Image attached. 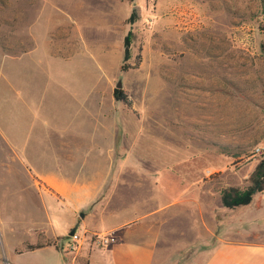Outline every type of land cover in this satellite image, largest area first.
<instances>
[{"label": "rangeland", "instance_id": "1", "mask_svg": "<svg viewBox=\"0 0 264 264\" xmlns=\"http://www.w3.org/2000/svg\"><path fill=\"white\" fill-rule=\"evenodd\" d=\"M133 5L141 15L129 23ZM49 38L58 58L44 54ZM34 47L36 58L22 63L28 104L23 113L14 104L0 111V264H129L114 231L99 228L102 213L113 214L117 203L127 211L138 208L129 239L146 234L147 217L159 210L161 230L168 220L172 225L165 264H199L211 232L225 234L239 218L238 210L223 206L222 190L247 188L263 159L264 149H255L264 148V0H0V98L12 96L5 65L11 61L18 69V58ZM138 56L137 68L122 70ZM57 70L94 78L74 85L100 91L102 113L91 115L90 124L106 129L117 156L94 200L83 194L75 206L76 196L59 198L58 234L72 217L69 207L76 219L57 241L59 253H18L35 240L33 219L42 218L46 182L28 171L18 145L3 140L2 126L12 130L15 142L28 139L27 152L46 165L53 154L45 142L50 134L100 137L83 126L87 115L75 112L60 81L40 78ZM118 82L132 108L114 100ZM67 124L72 127L59 128ZM127 155L130 161L122 159ZM78 162L77 168L102 164ZM255 201H264V191L250 204ZM200 218L201 228L194 224ZM74 227L78 244L69 236ZM105 233L115 242L94 244V235ZM163 233L160 247L168 237ZM147 255L148 248L139 246L135 263L146 264ZM162 263L163 255L155 254L151 264Z\"/></svg>", "mask_w": 264, "mask_h": 264}, {"label": "crops", "instance_id": "2", "mask_svg": "<svg viewBox=\"0 0 264 264\" xmlns=\"http://www.w3.org/2000/svg\"><path fill=\"white\" fill-rule=\"evenodd\" d=\"M36 48L34 47L28 50L18 58V69H12L14 63H11V61L5 65V75L3 74V78L6 82L7 88L12 92V96L3 95L0 98V111H2L7 104L19 105L22 111L23 105L28 104L29 98L27 97L25 86L22 84V63L25 59L32 61L36 58ZM44 54L47 56H54L55 58L57 56L50 38L46 44ZM57 63L60 65L58 61ZM40 76V78H43V80L50 83L60 81L59 87L66 88L65 92L67 97L70 98V104H73V106L77 108L75 112L87 115V118L84 117L83 126L89 127L91 134L94 131L96 134L97 132H100V137H93L92 134L91 137L83 138V135L78 133L66 132H63L62 134H50L45 142L52 147L51 151L53 154L50 156V165H46L43 162L46 159H41L40 156L33 157L27 152V146L29 144L28 139H25V142L17 143L14 141L15 135L12 136L11 134L12 130L8 131L6 125L2 126L3 140L8 142L9 146L18 145L19 152L23 156V159L29 163L30 170L28 171L30 173L33 172L37 178L46 182V186H43L46 191H43L44 195L42 194V218L33 219V226L38 232H32L35 235V240L32 244L38 241L39 234H42L46 239L55 240L64 237L68 233L69 229L76 223L75 212H73L72 208H68L72 217L65 224V230L58 234L55 221L59 215L63 214V211L59 209V201L63 200H60L59 198L69 201L72 199V201H74L73 198L76 196L78 203L74 202L75 206L81 203L80 196L83 194L89 195V202L94 200L93 194L96 192L100 194L107 183L106 179L108 178V171L110 170V165H108V163L114 161L117 156V149L111 148V144L104 137L106 129H102V127L97 125L92 127L90 124L91 115L102 113L103 108L102 105H100V91L94 90L91 92L89 87L87 91H84L78 89L79 87L74 85V82H90L94 78L90 74L82 73L75 76L73 74L69 75L65 72L59 73L58 70L56 71V75L47 73ZM34 78L37 79L36 77ZM42 98H45V96L43 95ZM64 127L72 126L67 124L66 126L59 128ZM68 129L69 128H64L62 131ZM128 155L122 159L130 161ZM87 159L98 162L102 161V164L93 167L90 166V168L84 164H80L77 168L76 163L78 161H80L78 163H86ZM106 163L109 168L106 167ZM53 201L57 202L56 207L50 203H53ZM88 201L84 202L82 208L78 209L82 210L83 207L87 205ZM120 201L122 200L120 199ZM122 205L125 204L117 203V206L121 207L120 209L115 208L113 214L102 213V228H99L102 229V231H114L116 237L120 240L121 245H123V250L129 256V264H136V258L138 257L137 248L139 246H146L148 248L146 264H151L154 255L157 253L163 255L162 264H165L166 258H170L169 253L172 243V225L170 221L168 220L164 225L165 227L161 230L158 223H156L158 221L157 216H160V213L158 212L159 210H154L147 217L149 222L146 227V234L138 232L136 233L137 235L135 238L133 237L132 239H129V234L133 233V230H130V228L133 226V222L138 219V208L136 206L135 209L127 211V208L122 207ZM51 207L55 208L52 209ZM165 207L166 206H164V208ZM237 210L240 212L239 218L234 224H232V226L229 224L231 226L229 229L230 231H227L225 234H218L215 231L211 232L212 237L210 238V241H208L209 243H207L205 249L203 250V248H200L201 261L199 264H264V201H255L248 206L238 207L234 210L229 209L228 211L237 213ZM166 211L167 210H164L162 213L165 214ZM194 222L195 226L200 228L202 224H204L202 218ZM85 225L91 228L95 227L91 225V221H87ZM160 232L168 233V237H164L165 243L161 247L158 245L161 237V235H159ZM166 233L163 234L166 235ZM188 247V245H185V249H188ZM37 251H55L59 253L54 246H47L29 252L33 253ZM113 259H116L115 255Z\"/></svg>", "mask_w": 264, "mask_h": 264}, {"label": "trees", "instance_id": "3", "mask_svg": "<svg viewBox=\"0 0 264 264\" xmlns=\"http://www.w3.org/2000/svg\"><path fill=\"white\" fill-rule=\"evenodd\" d=\"M141 10L138 5H133L132 13L129 18V23H133L140 18ZM129 37H127L125 44V59L129 58L130 54V41ZM140 56L137 57L136 62L132 66H123L122 70L128 69H135L140 64ZM114 99L117 102H122L128 108H132V101L130 100L129 96L122 88H115L113 91ZM264 191V151H263V159L261 160L260 164L258 165L256 171L254 172L251 184L245 188L240 189L238 187H229L227 189L222 190L221 199L222 204L225 208L234 209L237 207L247 206L249 205L253 197ZM61 238H57L55 240L46 239L42 234H39V239L36 243H26L23 249L18 250V253H23L25 251H34L38 250L47 246H54L58 249L57 241ZM84 264H89V262H85Z\"/></svg>", "mask_w": 264, "mask_h": 264}, {"label": "built area", "instance_id": "4", "mask_svg": "<svg viewBox=\"0 0 264 264\" xmlns=\"http://www.w3.org/2000/svg\"><path fill=\"white\" fill-rule=\"evenodd\" d=\"M263 147H257L255 150L259 154L263 151ZM71 239L74 243H80L81 237L78 233H74V235L71 236ZM94 244H97L98 246L107 247L108 245L115 242V238L110 234H101V235H94L93 237Z\"/></svg>", "mask_w": 264, "mask_h": 264}, {"label": "water", "instance_id": "5", "mask_svg": "<svg viewBox=\"0 0 264 264\" xmlns=\"http://www.w3.org/2000/svg\"><path fill=\"white\" fill-rule=\"evenodd\" d=\"M122 86H123L122 82H118L116 84V88H122ZM76 229H77V227L72 228L71 231L69 232V236L74 235V233L76 232Z\"/></svg>", "mask_w": 264, "mask_h": 264}]
</instances>
